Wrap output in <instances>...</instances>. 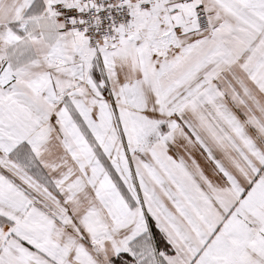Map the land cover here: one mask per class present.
Segmentation results:
<instances>
[{
	"label": "snow or ice",
	"instance_id": "obj_1",
	"mask_svg": "<svg viewBox=\"0 0 264 264\" xmlns=\"http://www.w3.org/2000/svg\"><path fill=\"white\" fill-rule=\"evenodd\" d=\"M0 264H264V0H0Z\"/></svg>",
	"mask_w": 264,
	"mask_h": 264
}]
</instances>
